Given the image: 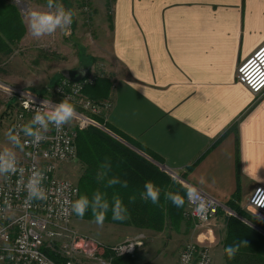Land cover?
<instances>
[{
  "label": "crops",
  "instance_id": "1",
  "mask_svg": "<svg viewBox=\"0 0 264 264\" xmlns=\"http://www.w3.org/2000/svg\"><path fill=\"white\" fill-rule=\"evenodd\" d=\"M90 3L92 37L86 41L83 36V13L81 25L73 22L74 34L81 36V60L89 54L105 64L108 123L158 157L160 162L137 152L159 171L171 177L169 171L179 173L186 184L222 205L207 224L195 226L182 216L173 231L205 243L211 262L219 264H228L224 243L240 244L239 251L247 252L248 244L255 249L260 241L245 229L236 233L245 237L227 240V223L234 217L264 236V214L247 203L253 191L264 189V92L255 95L235 79L236 65L264 44V0ZM78 11L72 9L74 15ZM71 24L54 34L68 39ZM66 68L73 66L61 70ZM107 227L111 232L104 239L81 234L109 245L140 233L152 239L157 233L135 226Z\"/></svg>",
  "mask_w": 264,
  "mask_h": 264
},
{
  "label": "built area",
  "instance_id": "2",
  "mask_svg": "<svg viewBox=\"0 0 264 264\" xmlns=\"http://www.w3.org/2000/svg\"><path fill=\"white\" fill-rule=\"evenodd\" d=\"M78 1L81 12L88 14L90 0ZM101 76L93 66H88L86 76L79 81L71 82L61 77L53 86L56 99L0 82V92L6 95L0 112L13 114L11 138L17 147L13 153L0 149V154L12 153L15 159V171L0 172V264H114L115 257L131 254L142 244L134 237L105 245L77 234L71 224L77 187L56 175L59 164L75 156L76 128H104L94 117L107 121L111 99L94 100L83 94L84 87L93 85ZM236 80L255 95L264 92V44L237 66ZM65 98L76 110L70 123L60 129L52 124L47 129L32 125L35 135L26 133L24 128L36 112L46 110L43 101L58 104ZM34 172L43 175L40 187L45 197L42 199L30 198L27 191L26 185ZM175 175L181 185L196 190L191 197L186 196L184 218L190 219L195 226L207 224L222 208L221 203L186 184L179 174ZM260 201H264V189L257 188L247 203L264 214V203ZM105 253L108 255L103 257ZM178 264H211L209 247L198 240L186 243L179 253Z\"/></svg>",
  "mask_w": 264,
  "mask_h": 264
},
{
  "label": "rangeland",
  "instance_id": "3",
  "mask_svg": "<svg viewBox=\"0 0 264 264\" xmlns=\"http://www.w3.org/2000/svg\"><path fill=\"white\" fill-rule=\"evenodd\" d=\"M6 1L7 2L4 3L6 8L3 7L5 19L1 26L2 31H0V82L13 88H24L25 90L35 94L56 99L57 97L53 93V86L61 79L59 71L64 66H73V68H77L81 65L85 66L91 64L89 66H93L97 73L102 74L101 77H107L104 73L105 64L101 62L100 59L86 54L85 58L81 60V53L83 52L80 44L81 36L77 38L74 34V31L77 30V28L74 26L73 22L75 23L77 20H79L81 25L82 12L78 11V13L75 15L72 13V9H80V2L78 0H56V2L60 1V3H63V6L66 5L67 7H70L68 11H71L72 13L73 20H71L72 24L70 28H68V39L62 38L60 34H52L39 38L35 43L30 42L33 35L29 28V16L33 11H49L48 0ZM19 4L21 5L20 9L18 8ZM89 13H83L84 17H82V19H84L82 22L84 27L83 36L85 37L86 41H88L93 34L89 26ZM22 36H25V40L20 41ZM260 46L261 45H259L257 48ZM241 62H239V64ZM239 64L236 65V68ZM89 86L91 85H87L84 88ZM83 94L86 97H89L88 94L84 92V89ZM109 96L110 92H108V95L104 98H109ZM104 98H98L94 100H101ZM5 99L6 95L0 92V109ZM12 117V113L7 114L0 112V149L9 152L17 150V147L13 144L11 138ZM97 121L103 125L105 130L109 131L105 127V124L108 121L104 122L102 119H98ZM90 127L83 129H75L74 127L76 136L78 133L90 129ZM96 128L108 134L101 127L98 126ZM112 134L114 135V133ZM108 135L113 137L110 134ZM113 138L116 139L115 137ZM116 140L119 141L118 139ZM120 142L128 147L126 144H124V142ZM174 173L176 174V172ZM100 174V169L97 172L86 169V165L78 152L77 145L74 158L65 163L59 164L58 170L56 172V175L70 180L77 187V195L74 198V202L77 200L80 188L81 191H83L82 196H87L91 201L93 197L91 192L95 191V189H99L100 187L102 188L104 183L108 182L109 178L105 173H102V179H98ZM171 178L178 181L176 176H172ZM185 220L191 221L188 218H185ZM94 223H96L95 220L78 217L73 211L71 224L75 226V228L73 226L72 227L75 229L77 234H81L82 232L87 235L104 239L111 232L110 230H107L108 224L121 225L124 227L131 226L103 221L102 225L98 223L95 224L97 225L96 228H99V232L97 229H94ZM174 229L175 227L167 226L159 231H155L157 233H154V235L151 236L152 239L148 238L142 233L129 237H137L142 241V244L129 255L126 254L117 256L116 264H178V256L181 249L186 243L194 241V239L190 238L188 234L184 235L182 233L174 232ZM121 241L109 245H115ZM211 263L219 264L217 261H213Z\"/></svg>",
  "mask_w": 264,
  "mask_h": 264
},
{
  "label": "trees",
  "instance_id": "4",
  "mask_svg": "<svg viewBox=\"0 0 264 264\" xmlns=\"http://www.w3.org/2000/svg\"><path fill=\"white\" fill-rule=\"evenodd\" d=\"M5 2L7 1L0 0V31H2L1 26L5 19L3 13V9L6 8V5L4 6ZM89 65L90 64L86 65V67ZM109 86V80L101 77L98 78L93 85L84 88V92L92 99L104 98L108 95ZM94 119L98 120L99 118L94 117ZM105 127L114 133V135L145 153V155L149 156L151 159L160 162L158 157L144 149L141 145L123 132L117 130L108 122H106ZM76 145L87 170L97 172L100 169L101 174L105 173L108 176V181L112 179L120 181V183L111 186H109L108 182L104 183L102 188L100 187L91 192L92 195L96 192H100L108 202L109 208L104 221L159 231L167 226L176 227L181 220L184 219L182 216L188 189L183 187L168 174L159 171L150 161L96 127H90V129L78 133L76 136ZM106 162L110 163V168L103 167ZM124 181H127V187L122 186ZM148 181H151L161 190L158 204H152L150 201L141 199L144 185ZM82 192L80 188L77 199L82 196ZM165 192L178 193L182 196L184 198L183 206H175L171 200L165 198ZM133 196H135L134 201L130 199ZM116 199L120 200L122 206L126 209L124 215L127 218L124 220H114L112 218V208ZM228 207L238 215H243L242 211L233 203H229ZM77 216L95 220L91 207L88 208L83 216ZM239 229L250 231L251 233H249V236L251 238L255 237L256 241H260V244H256L255 249L251 244L245 245L249 250L247 252L238 251L235 257L231 259L237 260L242 258L241 262L231 261L228 259L226 253H224L227 263L264 264V236H259L252 230L247 229V227L236 218L231 217L227 223V240H240V237H245L244 234L240 235V237L236 235ZM224 246L226 248L227 243H224ZM48 255L52 257L51 254L48 253ZM247 259H249V261ZM252 259H255V261ZM113 263H117L116 257Z\"/></svg>",
  "mask_w": 264,
  "mask_h": 264
},
{
  "label": "clouds",
  "instance_id": "5",
  "mask_svg": "<svg viewBox=\"0 0 264 264\" xmlns=\"http://www.w3.org/2000/svg\"><path fill=\"white\" fill-rule=\"evenodd\" d=\"M49 11H33L29 16V28L32 35L39 39L46 35L54 34L58 29H67L71 22L72 13L63 8L61 4L56 0H48ZM42 105H46L45 111H37L34 115L31 123L25 126L24 130L29 135H35L32 125H38L39 128L47 129L49 124H52L57 129L62 128L65 124L70 123L75 115L76 110L72 103L67 98L63 99L58 104L48 103L43 101ZM5 158L7 161L5 162ZM105 168H110V163L103 165ZM15 171V159L12 153L0 154V172ZM103 174L98 176V179H102ZM43 179L42 173L34 172L33 176L29 179L26 185L29 197L42 199L45 197L44 190L40 187V182ZM120 183L117 179L108 181L109 186ZM123 187H127V181L122 183ZM160 189L154 185L151 181H148L144 185V191L141 193V199L150 201L152 204H158L160 199ZM196 193L194 188L188 190V196L191 197ZM165 198L171 200V202L177 206L182 207L184 204V198L178 193L165 192ZM135 200V196L130 198ZM264 203V201H260ZM91 207L95 222L102 225L106 218V214L109 208L108 202L104 199V196L100 192L94 193L91 201L87 196H80L72 204V210L79 216H83L84 213ZM201 211L203 210V204L200 205ZM113 219L124 220L127 217L124 215L126 209L122 206V202L118 199L113 204ZM242 243L247 244V241ZM241 245H229L225 248V253L228 259H233L236 253L239 251Z\"/></svg>",
  "mask_w": 264,
  "mask_h": 264
},
{
  "label": "water",
  "instance_id": "6",
  "mask_svg": "<svg viewBox=\"0 0 264 264\" xmlns=\"http://www.w3.org/2000/svg\"><path fill=\"white\" fill-rule=\"evenodd\" d=\"M21 5H18V8L20 9ZM87 74V67L86 66H79L77 68H66V69H62L60 71V75L62 78H65L71 82H75V81H79L82 78H84ZM103 130H105L104 128H102ZM108 134H110L111 136L115 137L116 139H118L119 141L124 142V144H126L128 147L132 148L131 145H129V143L123 141L122 139L116 137L115 135H113L111 132L105 130ZM136 152L139 153V150L134 149ZM141 154V153H140ZM173 171H169V173H171ZM173 176H177V175H173Z\"/></svg>",
  "mask_w": 264,
  "mask_h": 264
}]
</instances>
